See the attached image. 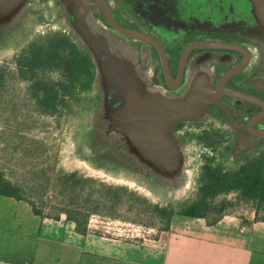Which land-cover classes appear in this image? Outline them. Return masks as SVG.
<instances>
[{
	"label": "rangeland",
	"instance_id": "374dc122",
	"mask_svg": "<svg viewBox=\"0 0 264 264\" xmlns=\"http://www.w3.org/2000/svg\"><path fill=\"white\" fill-rule=\"evenodd\" d=\"M110 1L120 22L136 19L139 27L150 28L175 0H137L136 9ZM204 1L223 6L233 0ZM56 34L90 55L95 80L78 101L70 100L63 115L47 116L31 108L13 59ZM140 45L113 31L91 0H0V66L9 71L0 87V172L39 206L43 201L49 214L70 197L94 199L112 187L118 206L102 208L90 224L120 235L140 229L152 237L166 225L155 206L179 211L196 199L205 157L234 172L247 160L244 155L264 159V140L243 137L238 149H209L205 138L174 135L176 121L193 133L189 123L204 119L203 98L213 100L216 91L204 78L184 100L165 93L156 58L146 62ZM163 115L161 127L157 120ZM227 199H236V193ZM255 209L241 203L227 212L250 218Z\"/></svg>",
	"mask_w": 264,
	"mask_h": 264
},
{
	"label": "flooded vegetation",
	"instance_id": "af4514ba",
	"mask_svg": "<svg viewBox=\"0 0 264 264\" xmlns=\"http://www.w3.org/2000/svg\"><path fill=\"white\" fill-rule=\"evenodd\" d=\"M91 1L113 31L141 43L146 62L156 58L158 83L165 93L184 100L193 86L209 78L216 95L203 98L204 119L189 123L193 133L176 121L174 135L205 138L209 149H238L243 137L264 140V0H233L223 6L175 0L172 9L162 8V17L150 28L139 27L136 19L123 24L112 2L103 0L119 27L148 40L117 31L99 2ZM122 1L136 9L137 0ZM160 118L163 127L166 120Z\"/></svg>",
	"mask_w": 264,
	"mask_h": 264
},
{
	"label": "crops",
	"instance_id": "0c3cea01",
	"mask_svg": "<svg viewBox=\"0 0 264 264\" xmlns=\"http://www.w3.org/2000/svg\"><path fill=\"white\" fill-rule=\"evenodd\" d=\"M225 215L214 225L175 215L167 230L128 239L65 215L42 219L24 201L0 196V264H264V221Z\"/></svg>",
	"mask_w": 264,
	"mask_h": 264
},
{
	"label": "trees",
	"instance_id": "16d2710c",
	"mask_svg": "<svg viewBox=\"0 0 264 264\" xmlns=\"http://www.w3.org/2000/svg\"><path fill=\"white\" fill-rule=\"evenodd\" d=\"M13 63L18 77L27 84L26 94L31 108L42 115H63L70 107V100L78 101L81 94L92 88L95 80V65L90 55L64 34L32 43L13 59ZM8 75V67L1 65L0 87L7 81ZM244 156L247 160L234 172L225 171L222 162L216 163L215 157H205L197 197L192 203L179 211L155 206L156 216L166 224L162 231L168 229L175 215L205 219L208 224L214 225L225 215H237L227 211L241 203L254 204V221H264L260 218V209H264V159L250 160L247 155ZM104 191L100 197L85 201L70 197L55 214H49L43 201L39 206L26 196L23 186L12 183L0 172V196L28 203L34 214L42 219L59 220L65 215L81 235L88 234L92 216L99 215L102 208L112 210L118 206L119 197L112 198V187ZM232 193H236V199L228 200L227 196ZM221 196L225 198L218 201ZM240 218L248 222L247 218Z\"/></svg>",
	"mask_w": 264,
	"mask_h": 264
},
{
	"label": "water",
	"instance_id": "95a60500",
	"mask_svg": "<svg viewBox=\"0 0 264 264\" xmlns=\"http://www.w3.org/2000/svg\"><path fill=\"white\" fill-rule=\"evenodd\" d=\"M99 2V4L103 7V9L105 10L106 12V17H107V20H108V23L110 26H112L113 28H115L117 31L125 34V35H130L132 37H135L137 39H142V40H148V38H146L145 36L141 35V34H138V33H134V32H131L129 30H126L124 28H121L119 27L112 19L111 17V14H110V11L107 7V5L103 2V0H96Z\"/></svg>",
	"mask_w": 264,
	"mask_h": 264
},
{
	"label": "built area",
	"instance_id": "2783aa9c",
	"mask_svg": "<svg viewBox=\"0 0 264 264\" xmlns=\"http://www.w3.org/2000/svg\"><path fill=\"white\" fill-rule=\"evenodd\" d=\"M123 236H125L128 239H134V238H142L145 236V234L143 233V231L141 232L139 229L138 231L136 230V231H133V233L125 234Z\"/></svg>",
	"mask_w": 264,
	"mask_h": 264
},
{
	"label": "bare ground",
	"instance_id": "6f19581e",
	"mask_svg": "<svg viewBox=\"0 0 264 264\" xmlns=\"http://www.w3.org/2000/svg\"><path fill=\"white\" fill-rule=\"evenodd\" d=\"M198 88H199V86H196L194 89L198 90ZM161 121H162L161 119L160 120H157V122H158L159 125L161 124Z\"/></svg>",
	"mask_w": 264,
	"mask_h": 264
}]
</instances>
